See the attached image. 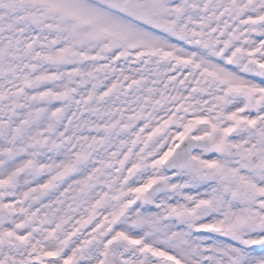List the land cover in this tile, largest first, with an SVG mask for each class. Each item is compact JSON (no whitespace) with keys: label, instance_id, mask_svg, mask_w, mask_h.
<instances>
[{"label":"rangeland","instance_id":"obj_1","mask_svg":"<svg viewBox=\"0 0 264 264\" xmlns=\"http://www.w3.org/2000/svg\"><path fill=\"white\" fill-rule=\"evenodd\" d=\"M34 1L37 2L33 6ZM124 1L126 0H103L109 5L108 10H103L102 6H90L88 1L82 0L88 11L87 15H82L81 0H0V42L5 43L4 51H0V104L11 99L14 104L23 101L25 108L28 101L33 99L35 104L41 105L38 97L51 91L58 99L50 104L56 108L49 116L51 121L46 128L55 127L57 119V130H63L57 133L61 140L67 132L70 135L79 132L84 137V147L74 154L76 165L58 169L60 164L53 165V161L42 162L44 156H35L38 146L35 142L27 145L24 150H32L27 161L37 159L40 166L37 167L38 175L31 173L28 166L14 163V156L11 162L15 165H3L0 168V264H61L66 246L73 248L72 264H99L105 256L111 264H130L128 259L118 257L122 252L125 254V244L130 241L123 235H129L130 231L143 225H137V218L140 217V221L146 223V229L153 224L155 227H151L152 232L164 235L163 224L169 226L175 221L172 217L168 220L167 216L162 218L163 197L147 198L144 201L140 199L143 197L140 194L145 193V187L152 180L151 176L161 173L159 164L178 141H170L169 134L174 130L172 127L178 126L180 122L184 124V133L192 127L199 129L202 127L201 122L205 121L187 117L189 114H196L199 108L196 106L190 112L189 108L192 106L181 99L176 100L174 91H177L176 87L182 86V80L167 78L169 71L178 67L182 69L186 62H192L193 59L195 63L191 66L194 71L202 70L199 64L201 59L207 60L205 74L202 71L196 79V82L202 80L201 85L197 84L195 88L197 92L203 96L205 83L210 84L215 91L222 88L221 95L217 93L214 98H208V105L204 104L200 109L201 113L214 121L216 127L213 131H221L217 135L212 133L211 151L225 145L239 147L237 157L230 156L231 152L230 155L222 154L220 162L201 165L200 170L198 163L196 164L198 157H195L189 172L170 174L172 180L197 177L201 186L208 190L204 210L209 209L213 218L226 223L229 231L235 233L234 239H229L224 245L219 243L217 234L215 237L203 235L200 240L202 245L197 251L200 257L197 264H264V247L248 252L254 239L264 238V217L261 215V211H264V154L253 161L249 160V155L256 149H264V137L259 136V122L255 124L254 133L242 130L232 132L235 125H252L257 119V115L235 116L236 113H244V105L240 108L238 106L236 112H228L238 98L245 96V90L241 89L242 71H250L247 65H252L248 64L245 57V51L252 43L247 35L252 34L254 29L262 28L257 17L247 16L264 10V0H181V3L169 0H130L138 6V22H134L129 15L116 11V6ZM227 7L230 8L233 22L223 24L221 18L226 14ZM168 8L174 9V16L167 13ZM54 11L72 13L74 19H86L88 26L85 32L102 33L104 37L93 47L87 48L89 51H98L106 43H117L120 50L126 49L128 44L137 43L139 47L152 48L154 56L147 58L146 63L137 65V71L141 67L142 71L139 74L133 73V78L122 73H114L115 77H109L108 73L112 74L114 71L110 62L108 67L101 66V71L99 68L93 69L94 75H85L83 78L80 73L78 81H71L70 73L76 70L74 67L69 70L68 77L62 72L64 76L59 81L49 83L50 74L59 73L55 57L64 49L72 47V39L67 34L72 24H65V34L58 33L61 25ZM214 13L216 19L213 20ZM250 18L254 23L246 26ZM143 20L151 26L145 27ZM111 38H116L117 42L110 40ZM198 41L201 43L199 46L196 45ZM178 42L187 45L184 50ZM133 52L130 57L139 56L132 55ZM6 54L14 63L17 60L15 54H23L26 59L19 64L20 72L27 70L19 82L21 85L13 83L18 74L12 73L13 76L5 69V62L2 61ZM49 58L52 63L48 62ZM255 69L256 66L252 65V73ZM201 76L203 79H199ZM80 83L87 88L86 93L79 94ZM27 85L32 86V89L28 88L22 94L24 98H20L21 95L15 90ZM70 87L76 91L72 93ZM6 94V98H3ZM165 103L171 105L163 113L161 110ZM18 112L21 109L15 111L13 119ZM32 114L34 111L29 118L34 120ZM35 120L37 122L40 119ZM64 138L69 144L71 136L65 135ZM5 145L7 146V142L0 133V157ZM68 146L70 145L65 146L66 151ZM9 147L13 155L14 147ZM39 150L45 152V148ZM56 169L58 171L52 178L44 177L47 172ZM83 169L88 171L89 176H84ZM214 169L221 171L222 175L211 180ZM63 173L68 174L63 180H59ZM205 178H210L209 182ZM55 180H59V183L53 191L46 192L47 187ZM226 181L230 188H227ZM42 182L44 184L33 191L45 192V196L32 208L21 207L17 200L21 192L29 189L28 186L33 183ZM216 183L218 187H215ZM93 184L106 191L113 190L116 184H119V189L127 187L123 193L125 197H122L124 202L114 200L105 191L100 201L90 204L87 197L89 201L91 197H96ZM87 186L89 188L85 191ZM143 202L146 208L131 209L132 206H141ZM97 206H102L104 211L98 210ZM26 210H31L33 214L31 220L25 217L26 222L23 224L19 216L21 213L26 215ZM196 222L203 223L198 219ZM39 230L47 233L37 235ZM117 236L124 240L120 254L110 248L109 241ZM243 237L249 238L247 246L241 244ZM238 243L242 245L240 249L236 247ZM230 244L232 248L226 246ZM181 252L192 258L186 248ZM148 253L147 260L152 264H169L167 261L161 263L152 252ZM97 257L98 261L94 263ZM68 259L63 257L62 260L67 262Z\"/></svg>","mask_w":264,"mask_h":264}]
</instances>
